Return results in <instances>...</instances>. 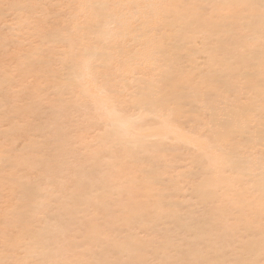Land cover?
Wrapping results in <instances>:
<instances>
[{"label": "bare ground", "instance_id": "obj_1", "mask_svg": "<svg viewBox=\"0 0 264 264\" xmlns=\"http://www.w3.org/2000/svg\"><path fill=\"white\" fill-rule=\"evenodd\" d=\"M0 264H264V0H0Z\"/></svg>", "mask_w": 264, "mask_h": 264}]
</instances>
